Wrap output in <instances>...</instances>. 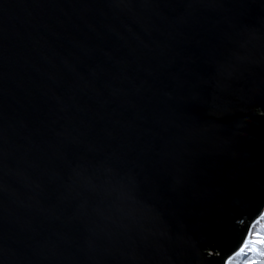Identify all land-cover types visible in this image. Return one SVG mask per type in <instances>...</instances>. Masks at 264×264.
I'll list each match as a JSON object with an SVG mask.
<instances>
[{
  "label": "water",
  "instance_id": "obj_1",
  "mask_svg": "<svg viewBox=\"0 0 264 264\" xmlns=\"http://www.w3.org/2000/svg\"><path fill=\"white\" fill-rule=\"evenodd\" d=\"M264 213V0H0V264H225Z\"/></svg>",
  "mask_w": 264,
  "mask_h": 264
},
{
  "label": "rangeland",
  "instance_id": "obj_2",
  "mask_svg": "<svg viewBox=\"0 0 264 264\" xmlns=\"http://www.w3.org/2000/svg\"><path fill=\"white\" fill-rule=\"evenodd\" d=\"M264 218V213H262L259 217L255 219V221L250 225V228L248 229V232L246 234V237L240 247L233 255L227 257L225 259V264H246V261H248L247 256L240 259V256L242 253L249 252V250L252 249H258L260 246L259 244L255 243L254 241H261L262 238L257 237L258 234L261 233L260 227H257L258 222L260 219ZM253 234L255 237H253Z\"/></svg>",
  "mask_w": 264,
  "mask_h": 264
},
{
  "label": "trees",
  "instance_id": "obj_3",
  "mask_svg": "<svg viewBox=\"0 0 264 264\" xmlns=\"http://www.w3.org/2000/svg\"><path fill=\"white\" fill-rule=\"evenodd\" d=\"M260 227L261 233L258 234L257 237L262 238L261 241H254L255 243L259 244L260 246L258 249H252L249 250V252L242 253L240 256V259L247 256L248 261H246V264H264V218L260 219V221L257 224V227ZM253 237L254 234H253Z\"/></svg>",
  "mask_w": 264,
  "mask_h": 264
}]
</instances>
